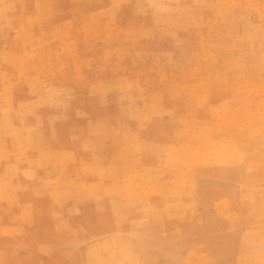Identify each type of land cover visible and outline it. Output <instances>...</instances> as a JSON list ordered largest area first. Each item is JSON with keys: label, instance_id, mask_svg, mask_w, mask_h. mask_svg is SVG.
Returning a JSON list of instances; mask_svg holds the SVG:
<instances>
[{"label": "rangeland", "instance_id": "rangeland-1", "mask_svg": "<svg viewBox=\"0 0 264 264\" xmlns=\"http://www.w3.org/2000/svg\"><path fill=\"white\" fill-rule=\"evenodd\" d=\"M0 264H264V0H0Z\"/></svg>", "mask_w": 264, "mask_h": 264}]
</instances>
